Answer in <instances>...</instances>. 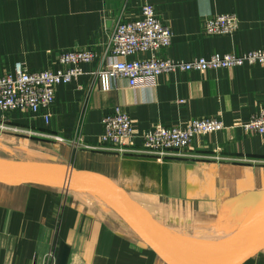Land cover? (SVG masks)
<instances>
[{
    "label": "crops",
    "instance_id": "0c3cea01",
    "mask_svg": "<svg viewBox=\"0 0 264 264\" xmlns=\"http://www.w3.org/2000/svg\"><path fill=\"white\" fill-rule=\"evenodd\" d=\"M148 1L174 33L162 57L190 62L264 49V0ZM144 2L0 0V78L14 75L18 64L30 72L61 70L59 57L78 49L98 55L81 66L76 81L56 89L49 123L9 115L10 130L0 131V140L17 141V155L0 158L101 175L163 228L211 229L192 241L215 238L225 224L236 233L264 198V136L240 128L264 106V66L164 74L144 89L101 77V55L113 30L120 21L140 18ZM221 14H236L238 30L208 36L206 20ZM116 107L133 125V141L123 150L100 143L103 118ZM202 118L218 119L226 129L197 135L183 156L144 152L146 131L185 128ZM78 136L80 148L72 144ZM79 194L0 181V264H166L115 211ZM235 264H264V252L252 247Z\"/></svg>",
    "mask_w": 264,
    "mask_h": 264
},
{
    "label": "built area",
    "instance_id": "2783aa9c",
    "mask_svg": "<svg viewBox=\"0 0 264 264\" xmlns=\"http://www.w3.org/2000/svg\"><path fill=\"white\" fill-rule=\"evenodd\" d=\"M238 28L239 19L236 14L216 15L205 23V33L208 36H231ZM173 37L172 29L161 21L155 7L145 0L140 18L120 21L116 25L106 50L101 55L98 75L109 79H125L131 88L144 89L155 87L160 76L164 74L194 71L205 73L245 65L264 66V49L241 55L228 53L208 59L198 58L190 62L162 57L161 51L171 46ZM139 55L140 58L129 60L130 57ZM97 59L96 52L78 49L63 53L59 57L58 62L62 69L58 71L30 72L22 64H18L14 75L0 78V131L10 130L7 126L8 117L14 113L42 117L49 123V111L55 103L56 89L60 85L76 81L83 74L81 66ZM103 127L101 144L123 150L132 143V120L121 107H116L103 118ZM240 128L247 134L264 136V106L248 123L240 125ZM224 129V123L213 118L194 119L185 128L157 125L144 133V150L159 157L183 156L197 135H208ZM83 141V138L78 136L72 144L80 148ZM53 257L50 252L49 258Z\"/></svg>",
    "mask_w": 264,
    "mask_h": 264
},
{
    "label": "water",
    "instance_id": "95a60500",
    "mask_svg": "<svg viewBox=\"0 0 264 264\" xmlns=\"http://www.w3.org/2000/svg\"><path fill=\"white\" fill-rule=\"evenodd\" d=\"M0 181L45 185L94 195L109 205L166 264H235L248 250L257 247V238L264 228L263 198L233 236L215 246L191 248L185 243H172L170 237H177L167 234L109 180L96 173L80 171L66 164L0 158Z\"/></svg>",
    "mask_w": 264,
    "mask_h": 264
},
{
    "label": "rangeland",
    "instance_id": "374dc122",
    "mask_svg": "<svg viewBox=\"0 0 264 264\" xmlns=\"http://www.w3.org/2000/svg\"><path fill=\"white\" fill-rule=\"evenodd\" d=\"M2 134H5V133L2 132ZM4 139H6V138H4ZM4 139L0 140V155H2V156H11V157L16 156L17 154H15L16 152L13 151V148L16 147L17 141L15 143H12V142L8 141L9 139H7L6 141ZM193 142H194V140H193ZM193 142H192V145H193ZM144 152L147 153L145 150H144ZM67 192L68 193H76L77 191L71 190V191H67ZM67 192L64 191L65 195L66 194L68 195ZM78 193H80L79 195L84 194L89 199L100 201L99 203H103L108 209L114 211L109 205H107L105 202L100 200L98 197H96L94 195H90V194H88L86 192H80L79 191ZM246 214L243 213L241 215V213H240L239 217L240 218H245ZM235 217L236 216L234 215V218ZM229 226L230 225H227V224L223 225L222 229L220 230V232H221L220 234H217L216 237L213 238V239H212V237H209V239L206 237L205 241H201V240L192 241L191 238L195 237L196 239H201V238H203L205 236L206 233L211 231V229L208 230V231H202V232H198V233H191L189 231L170 230V229H167L165 227L163 228V230H165L167 232V234H169V235H172V236H175V237L181 238V239H187V240H183V241L181 240L185 244L188 243L190 246L192 245L193 247H201V246L206 245V243H208V242H214V241L218 240L222 236L223 233L227 232V235L231 234L232 233V228L229 227ZM227 228L229 229L228 231H227ZM210 235H211V233L207 234L206 236H210ZM256 243H257V247H255V250L257 248H259L260 251L264 252V228L261 230L260 235L258 236ZM48 259L51 260V258H49V255H48Z\"/></svg>",
    "mask_w": 264,
    "mask_h": 264
},
{
    "label": "bare ground",
    "instance_id": "6f19581e",
    "mask_svg": "<svg viewBox=\"0 0 264 264\" xmlns=\"http://www.w3.org/2000/svg\"><path fill=\"white\" fill-rule=\"evenodd\" d=\"M229 227H231V226H229ZM241 228V227H240ZM229 229L227 228V231H228ZM225 231V230H224ZM221 232H219V234H220ZM234 233L235 232H232L231 234H228L227 235V232L226 233H223L222 234V236L218 239V240H216V241H214V242H208V243H206V245H204V246H202V247H211V246H215V245H218L219 243H221V242H223V241H225V240H227L229 237H231L232 235H234ZM216 235V234H215ZM170 238H172V243H175V242H180V243H183L181 240H179V239H176V238H173V237H170ZM214 238V237H213ZM212 238V239H213ZM184 244V243H183ZM186 245H188L189 247H191V248H202V247H193L192 245L190 246L188 243L186 244Z\"/></svg>",
    "mask_w": 264,
    "mask_h": 264
}]
</instances>
